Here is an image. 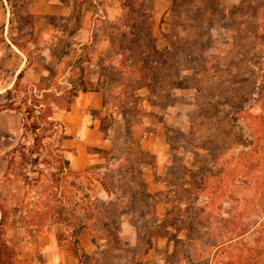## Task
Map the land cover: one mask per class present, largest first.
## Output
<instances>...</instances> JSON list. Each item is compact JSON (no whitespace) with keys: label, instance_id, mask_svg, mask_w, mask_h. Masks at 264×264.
Masks as SVG:
<instances>
[{"label":"rangeland","instance_id":"rangeland-1","mask_svg":"<svg viewBox=\"0 0 264 264\" xmlns=\"http://www.w3.org/2000/svg\"><path fill=\"white\" fill-rule=\"evenodd\" d=\"M46 22L16 101L59 96L74 167L7 171L1 144L0 264H264V0H75Z\"/></svg>","mask_w":264,"mask_h":264},{"label":"crops","instance_id":"crops-1","mask_svg":"<svg viewBox=\"0 0 264 264\" xmlns=\"http://www.w3.org/2000/svg\"><path fill=\"white\" fill-rule=\"evenodd\" d=\"M74 1L75 0H0V72L4 71L5 74L11 77L9 84H2L0 86V146L7 142H14L15 146L22 137L21 116L3 111L2 109L8 104L6 98L7 91L13 87L17 80V76L28 63V55L18 45V43L23 40V33H29V37L32 38L31 40L37 39V42L41 45V38L44 39L49 36L46 33H41V36L38 34L42 32V28H44L45 31L49 29L50 24L46 21L48 19H63L69 17L72 13ZM31 48L33 49V46H31ZM39 48L38 51L47 56L49 49L44 47ZM12 65L14 66L12 67ZM75 102L73 103L74 106L78 104ZM74 106L67 112L69 113V117L75 109ZM78 106L81 107V104ZM82 122L83 120L81 123ZM7 150H9V147H4L1 153H5L6 155L7 152L10 151ZM74 158L73 156L68 159L70 168L71 166L74 167ZM81 235L84 237L83 239L85 242L82 241L81 243L80 240L77 239L79 244L81 243L85 249L89 248L86 233L82 232ZM50 264L64 263H56L55 260H52ZM71 264L77 263L73 262Z\"/></svg>","mask_w":264,"mask_h":264},{"label":"trees","instance_id":"trees-1","mask_svg":"<svg viewBox=\"0 0 264 264\" xmlns=\"http://www.w3.org/2000/svg\"><path fill=\"white\" fill-rule=\"evenodd\" d=\"M124 17H126L124 15ZM125 26H128L130 29V34L135 36L136 38H140L142 40L150 41L152 38L142 36V32L144 31L143 28L136 27L130 21L124 22ZM127 37V33H124V40ZM21 78V73L17 76V80L13 87L7 91L6 98L8 104L3 111L9 113H15L21 116V130H22V137L17 144L7 152L5 155L6 158V168L9 171L15 165H25L28 161H32L34 163L39 164H48V162H53L52 169L54 170L51 173L52 176L62 175L71 172L70 170V162L67 158L68 153H73V147H70L69 143L71 141V137L66 133L64 125L61 121L56 120L54 117V108L59 107L57 105V101L60 99L59 96L55 97L54 95V106H49L41 103L43 99L46 97L44 93L40 95H36L35 97L32 96L29 98V101L22 100L21 102L16 101V97L19 93L17 90L18 87V80ZM43 92V91H40ZM75 93H71L70 101L67 103L65 107V111H70L71 103L75 98ZM39 98V99H38ZM259 99H257V102ZM31 133V142L29 143V148L26 149V146L22 140L26 137V134ZM47 142V143H45ZM56 143L55 149L52 151V154L49 153L46 145H51ZM46 151L49 154L50 160L40 159V155L42 152ZM34 153L37 155L34 156ZM18 158V161H16ZM216 164L212 165L207 171L210 172L211 175H217L219 171H216ZM207 172L202 174V182L207 181ZM207 177V178H206ZM56 182L59 179H54ZM4 221V213L2 210V206L0 204V226L3 224ZM226 221V220H225ZM241 234V233H240ZM73 256L75 258L79 257L78 251H80L83 257L87 255L82 252V249L79 247V242L75 238L73 240V247H72ZM79 261V260H78Z\"/></svg>","mask_w":264,"mask_h":264}]
</instances>
